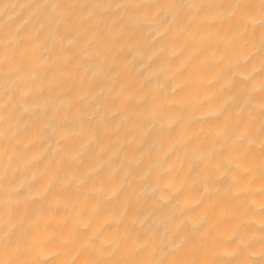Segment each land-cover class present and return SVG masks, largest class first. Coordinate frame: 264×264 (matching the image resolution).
Returning a JSON list of instances; mask_svg holds the SVG:
<instances>
[{
    "label": "bare ground",
    "instance_id": "6f19581e",
    "mask_svg": "<svg viewBox=\"0 0 264 264\" xmlns=\"http://www.w3.org/2000/svg\"><path fill=\"white\" fill-rule=\"evenodd\" d=\"M0 264H264V0H0Z\"/></svg>",
    "mask_w": 264,
    "mask_h": 264
}]
</instances>
